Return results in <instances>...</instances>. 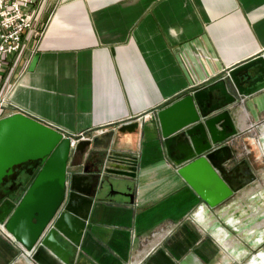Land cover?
<instances>
[{
  "label": "crops",
  "instance_id": "1",
  "mask_svg": "<svg viewBox=\"0 0 264 264\" xmlns=\"http://www.w3.org/2000/svg\"><path fill=\"white\" fill-rule=\"evenodd\" d=\"M33 30L1 72L14 107L67 136L115 132L111 151L137 161L135 177L102 176L70 264H264V191L239 184L229 206L208 207L177 174L155 116L264 52V0H39ZM237 102L239 137L225 165L255 184L264 152L246 140L264 132V89ZM128 121L139 123L136 133H117ZM84 162L77 153L69 159L81 164L75 172ZM28 167L5 179L16 184L9 198L23 194L41 165ZM240 199L249 201L245 210ZM229 210L244 215L232 224L247 242L212 233ZM29 254L0 236V264H38Z\"/></svg>",
  "mask_w": 264,
  "mask_h": 264
},
{
  "label": "water",
  "instance_id": "2",
  "mask_svg": "<svg viewBox=\"0 0 264 264\" xmlns=\"http://www.w3.org/2000/svg\"><path fill=\"white\" fill-rule=\"evenodd\" d=\"M263 89L264 52L227 70L214 84L190 90L156 113L167 153L170 157L171 152L174 154L171 158L177 174L210 208L234 194L217 165L227 161L229 148L213 146L237 136V100ZM209 99L212 104H208ZM221 110L225 111L218 113ZM213 112L217 114L207 117ZM138 126L137 121H128L117 133H136ZM114 133L78 140L71 148V137L24 112L0 119V184L11 176L15 181V174L25 172L28 164L39 161L41 165L18 199L7 197L0 204V223L34 262L70 264L94 198L106 182L102 176L110 172L135 177L136 158L127 152L111 151ZM248 141L249 146L264 152V132L253 143ZM88 148L99 152L88 154ZM75 153L82 163L86 161L81 172H75L81 164H69ZM22 165L16 173L15 167Z\"/></svg>",
  "mask_w": 264,
  "mask_h": 264
},
{
  "label": "built area",
  "instance_id": "3",
  "mask_svg": "<svg viewBox=\"0 0 264 264\" xmlns=\"http://www.w3.org/2000/svg\"><path fill=\"white\" fill-rule=\"evenodd\" d=\"M38 2L39 0H0V119L18 111L23 112L14 107L10 101V90L2 89L1 72L6 63L19 51L23 35L34 29V11ZM32 32L36 39L41 36V32L38 30ZM98 131L102 133V130ZM69 137H71V148H74L78 140L87 139L84 133ZM74 137L78 139L74 140ZM193 215H198V211ZM4 230V226L0 225V234L8 235L4 233Z\"/></svg>",
  "mask_w": 264,
  "mask_h": 264
},
{
  "label": "rangeland",
  "instance_id": "4",
  "mask_svg": "<svg viewBox=\"0 0 264 264\" xmlns=\"http://www.w3.org/2000/svg\"><path fill=\"white\" fill-rule=\"evenodd\" d=\"M219 80V79H218ZM218 80H216V81H218ZM215 81V82H216ZM214 82V83H215ZM213 83V84H214ZM212 85V84H211ZM208 86H210V85H208ZM207 87V86H206ZM205 88V87H204ZM192 90H197V89H192ZM175 102V101H174ZM173 103V102H172ZM208 104H212V102H211V99H209V101H208ZM168 106V105H167ZM166 107V106H165ZM164 107V108H165ZM163 109V108H162ZM223 111H225V110H221V111H218V113H221V112H223ZM217 114V112H213V113H211V114H209L207 117H213V116H215ZM155 116H156V114H155ZM157 118V117H156ZM239 137V132H238V134H237V136L236 137H234V138H228V139H226L225 141H223L222 143H217L215 146H213V148H220V147H223V146H225V147H228L229 148V155H228V159H227V161H225L222 165H221V167L222 168H224V169H220L219 167V170H220V172H221V174H222V176H223V179H224V175H228L229 173H231L232 172V170H231V168L229 167H226V163L228 162V160H230V158H233L234 156H231V153H230V150H231V148H233V147H236V140H237V138ZM35 163H40L39 161L38 162H34V163H32V164H35ZM224 165V166H223ZM24 169H26V168H24ZM28 169H29V171L31 170L29 167L27 168V170L25 171V173H27V172H29L28 171ZM262 168L260 167L259 169H257L259 172H258V175H257V178H256V183L255 184H253V183H251V182H253V181H251V182H245V183H240V187H239V190H251V189H257V190H261V191H264V184H263V182H262V180L264 179L263 177V175H261V172H260V170H261ZM247 171V169H245L244 168V170H241V171ZM241 174V173H240ZM245 174V173H244ZM12 179H15V177H13ZM243 180H247V176H243V178H242ZM225 180V179H224ZM233 189H234V187H236L234 184H230L227 180H225ZM240 181H242V180H240ZM32 183V182H31ZM30 183V184H31ZM259 183V185H257ZM28 188V187H27ZM26 188V189H27ZM259 188V189H258ZM25 189V190H26ZM11 191V190H10ZM233 191H235V190H233ZM8 195V194H7ZM7 197H9V195L7 196ZM6 197V198H7ZM231 199V197L229 198V199H227L225 202H223L221 205H223L222 207H226V206H229L230 204V202L232 201V200H230ZM234 199V202H236L237 201V198H236V196L233 198ZM260 202H262V200H257L256 201V205H259L260 204ZM1 204V203H0ZM248 204H249V201H248V199H240V207H241V210H245V208H247V206H248ZM219 206V205H218ZM217 207V206H216ZM238 208V206H236L235 207V209H237ZM224 210V209H223ZM219 212H221V211H219ZM215 215V214H214ZM213 215V216H214ZM194 216V215H193ZM244 215L241 213L240 215L238 214V212L236 211V210H234V212L232 211V210H229V211H225V213L223 214V215H221L220 216V218L218 219V225L217 226H215V227H213L212 229H211V231H212V233H214V235L216 234V232L215 231H217V230H220V231H222V239H224V242L226 241V242H232L233 240H236L235 242H237V240H238V235H239V232H237V227L236 226H234L232 223H234V222H236V221H238V219H240L239 217H243ZM0 225H3L4 226V224H1L0 223ZM5 229V228H4ZM4 233H7L6 232V230H4ZM255 233V238H254V240H258L259 239V233L260 232H254ZM8 234V233H7ZM0 236H3V235H1L0 234ZM240 237H241V239L239 240L240 242H247V238H244L243 236H244V234H241V235H239ZM4 238H6V239H8V238H12L13 239V237L11 236V235H6V236H3ZM14 240V239H13ZM15 241V240H14ZM259 251V250H258ZM255 252V255H257V256H259V258H261L260 256H261V254H260V252ZM248 264H250V263H248ZM251 264H257V263H251Z\"/></svg>",
  "mask_w": 264,
  "mask_h": 264
},
{
  "label": "flooded vegetation",
  "instance_id": "5",
  "mask_svg": "<svg viewBox=\"0 0 264 264\" xmlns=\"http://www.w3.org/2000/svg\"><path fill=\"white\" fill-rule=\"evenodd\" d=\"M171 155L173 156V152H171ZM221 170L223 169L222 167H219ZM238 173L236 171H232L231 173H229L228 175H224V179L227 180L230 184H234L235 186L239 185L240 183H242L243 181H240V179L238 178ZM11 179L10 178H6ZM16 184H13L12 187L13 189L16 188L15 186ZM11 189V190H13Z\"/></svg>",
  "mask_w": 264,
  "mask_h": 264
},
{
  "label": "trees",
  "instance_id": "6",
  "mask_svg": "<svg viewBox=\"0 0 264 264\" xmlns=\"http://www.w3.org/2000/svg\"><path fill=\"white\" fill-rule=\"evenodd\" d=\"M5 179H4V181H5ZM13 184H14V182L12 184H10L11 186L8 185V182H3V184H0V203L8 196L7 194L4 193V191L6 189H9V190L13 189V187H12Z\"/></svg>",
  "mask_w": 264,
  "mask_h": 264
},
{
  "label": "bare ground",
  "instance_id": "7",
  "mask_svg": "<svg viewBox=\"0 0 264 264\" xmlns=\"http://www.w3.org/2000/svg\"><path fill=\"white\" fill-rule=\"evenodd\" d=\"M226 242V241H225ZM262 256V255H261ZM259 257V256H258Z\"/></svg>",
  "mask_w": 264,
  "mask_h": 264
}]
</instances>
